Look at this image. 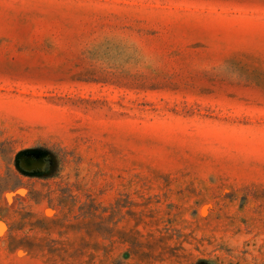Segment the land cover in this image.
<instances>
[{"label":"rangeland","instance_id":"obj_1","mask_svg":"<svg viewBox=\"0 0 264 264\" xmlns=\"http://www.w3.org/2000/svg\"><path fill=\"white\" fill-rule=\"evenodd\" d=\"M0 264H264V0H0Z\"/></svg>","mask_w":264,"mask_h":264}]
</instances>
